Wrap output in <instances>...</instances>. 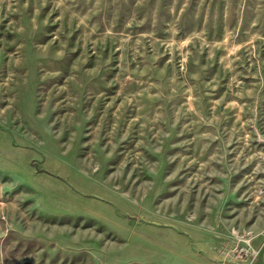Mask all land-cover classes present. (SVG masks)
I'll use <instances>...</instances> for the list:
<instances>
[{
	"label": "rangeland",
	"instance_id": "374dc122",
	"mask_svg": "<svg viewBox=\"0 0 264 264\" xmlns=\"http://www.w3.org/2000/svg\"><path fill=\"white\" fill-rule=\"evenodd\" d=\"M263 237L264 0H0V264Z\"/></svg>",
	"mask_w": 264,
	"mask_h": 264
},
{
	"label": "built area",
	"instance_id": "2783aa9c",
	"mask_svg": "<svg viewBox=\"0 0 264 264\" xmlns=\"http://www.w3.org/2000/svg\"><path fill=\"white\" fill-rule=\"evenodd\" d=\"M236 251V256L241 259L243 264H251L257 253V249L252 247L249 242H246L245 246L238 248Z\"/></svg>",
	"mask_w": 264,
	"mask_h": 264
},
{
	"label": "crops",
	"instance_id": "0c3cea01",
	"mask_svg": "<svg viewBox=\"0 0 264 264\" xmlns=\"http://www.w3.org/2000/svg\"><path fill=\"white\" fill-rule=\"evenodd\" d=\"M254 248L257 249V253L253 258L251 264H264V237L259 240H254L252 243ZM214 264V263H213ZM228 264H236V263H228Z\"/></svg>",
	"mask_w": 264,
	"mask_h": 264
}]
</instances>
